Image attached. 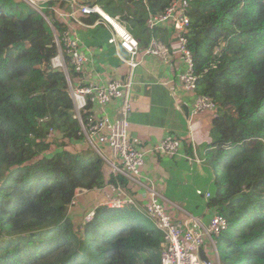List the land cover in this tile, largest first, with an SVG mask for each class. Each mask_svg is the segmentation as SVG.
<instances>
[{
	"label": "trees",
	"instance_id": "1",
	"mask_svg": "<svg viewBox=\"0 0 264 264\" xmlns=\"http://www.w3.org/2000/svg\"><path fill=\"white\" fill-rule=\"evenodd\" d=\"M173 1L90 4L120 16L147 46L149 17ZM187 1L197 93L216 105L206 153L215 191L207 206L229 222L217 238L222 264H264V0ZM24 5L0 0V264H161L164 235L135 207L98 206L91 222L76 227L69 206L79 189L129 182L95 152L69 149L82 140L69 89L80 72L52 68L56 35L68 29L55 9L69 4L49 1L43 14H23ZM162 28L154 36L165 38Z\"/></svg>",
	"mask_w": 264,
	"mask_h": 264
},
{
	"label": "built area",
	"instance_id": "2",
	"mask_svg": "<svg viewBox=\"0 0 264 264\" xmlns=\"http://www.w3.org/2000/svg\"><path fill=\"white\" fill-rule=\"evenodd\" d=\"M64 1L69 4V13H61L58 20L61 19L60 22L68 26V29L62 39L56 35L58 56L52 61V68L60 69L68 74L69 67L72 66L81 72L91 62L90 57L82 51L80 36L70 27L71 24H76L79 28H92L104 24L111 32L109 44L115 46L118 58L127 68L124 79H116L108 83L91 82L86 85H74L69 79L75 117L81 126L79 133L81 142L93 150L111 168L115 176L122 175L129 182L127 186L119 181L109 182L97 189L96 192L103 197L100 206L113 209L135 207L142 211L164 235L160 248L161 264H222L217 238L228 230V220L216 213L214 209H211L214 211L213 214L206 217L187 215L178 220L168 213L163 197L157 190V184L143 172L149 151L142 146V140L130 134L129 114L132 110V90L135 86L136 72L143 64L142 56H154L162 61L170 62L172 56L176 55L178 59L175 62V68L178 70L177 79L180 88L185 93L191 94L193 98L191 118L216 111V105L210 97L197 93L198 76L195 73L194 57L189 48L188 39L191 27L188 15L189 1L175 0L163 13L151 15L147 21V27L152 33L159 27H169V39L175 44L176 51L154 36L142 49L140 41L128 31L120 16H110L100 6L90 4V0H82L80 4L75 0ZM43 10L44 7L37 9V12L43 14ZM91 15H98L99 19L94 23L85 22L84 18ZM47 21L52 25L49 19ZM226 46L227 43H224L218 51ZM171 85H174L172 81ZM173 96L178 100L176 91ZM114 102L120 103L119 108L114 110L118 111L117 116H113L108 108ZM95 109L99 111L96 112ZM54 138L55 133L51 131L49 139ZM183 150L182 140L169 134L160 144L153 146L150 152L160 158L183 157L190 163L205 162L194 149L191 156L183 154ZM132 187H138L140 191L146 193V203L142 208ZM86 193L79 189L70 206L76 207L78 198ZM197 196L208 203L213 194L197 190ZM94 217L95 209L87 213L84 221L91 222ZM206 242L210 243L213 257L206 247Z\"/></svg>",
	"mask_w": 264,
	"mask_h": 264
},
{
	"label": "crops",
	"instance_id": "3",
	"mask_svg": "<svg viewBox=\"0 0 264 264\" xmlns=\"http://www.w3.org/2000/svg\"><path fill=\"white\" fill-rule=\"evenodd\" d=\"M86 18L88 17L84 19ZM70 27L79 34L82 51L91 60L80 72V76L74 80V85H86L91 82L108 83L114 79L126 77L127 68L118 58L115 46L109 44L111 32L104 24L92 28H79L76 24H71ZM164 27L167 29L162 28L167 34L165 38L159 33L155 36L152 33V36L176 51L175 44L169 39V27ZM141 47L144 49L146 45L141 44ZM177 59L174 55L172 61L165 62L154 56H142L143 64L136 72L131 99L132 110L129 114L131 136L142 140V146L149 151L143 172L157 184V190L163 197L165 206L176 220L183 219L187 215L206 217L212 215L214 211L208 208L203 199L197 204V208L190 209L187 206L188 199L178 200L176 196H168L169 184H190L189 180H192V184H214L216 179V174L206 158L209 146L213 142L211 129L214 117L210 114H199L191 118L193 98L191 94L185 93L180 88L177 79L178 70L175 68ZM175 91L178 100L173 96ZM119 105L120 103L114 102L108 107L113 116L118 115V111L114 110H117ZM169 134L182 140L183 154L187 155L186 146L189 145L205 162L203 164L190 163L186 162L183 157L160 158L150 152L153 146L160 144ZM86 148V144L81 141L72 142L70 146L73 152H85ZM197 190L212 193L210 186ZM132 191L142 208L146 203V193L140 191L138 187H132ZM81 197L79 198L80 205L83 204L84 207L88 203L90 210L100 206L103 201V197L96 190L81 195ZM181 203L185 207L178 206Z\"/></svg>",
	"mask_w": 264,
	"mask_h": 264
},
{
	"label": "rangeland",
	"instance_id": "4",
	"mask_svg": "<svg viewBox=\"0 0 264 264\" xmlns=\"http://www.w3.org/2000/svg\"><path fill=\"white\" fill-rule=\"evenodd\" d=\"M22 1L25 4L24 8H23V14H26L30 10L37 11V9L43 8L44 5L47 2L52 1V0H22ZM56 1H64V0H56ZM75 1H76V3L79 2V4L81 2H83L82 0H75ZM55 10H56V14L59 16V18L61 17V13L62 14L69 13V10L66 11L65 9L63 10V8L61 9L59 7L56 8ZM57 10H63V11L62 12H58ZM60 21H61V19H60ZM202 114H204V115L210 114L211 116L214 117L215 112L202 113ZM201 116H203V115H201ZM195 117H197V116H195ZM195 117H193V118H195ZM56 147L57 146H55V145L52 146L51 152H54L56 150ZM69 149H70V147H69ZM84 151H87V153H92L93 152V150L89 149L88 147ZM106 168H107L108 172L111 173V170H110L109 167H107V165H106ZM189 183L190 184H169L170 186H169V190H168V194L167 195L168 196H170V195L176 196L178 198V200L188 199V205L187 206L190 209H193V208H197V204L198 203H201V198L199 196H197V193H196L197 189H199L201 187L204 189V188H208L210 186V189H211L212 193H214V191H215L214 184H192V180H189ZM80 199H82V197ZM78 200H79V198H78ZM80 203L81 202L79 201L78 205H76V207L75 206L73 208H72V206L69 207V210H71V215L73 216V220H74V222L76 224V227H79V225H81L82 223L86 224L84 219H85L88 211L91 209L88 203H86L84 207L82 206L83 204L80 205ZM178 206L185 207V205H183V203L179 204ZM90 211H92V210H90ZM167 212L170 213L168 211V209H167ZM139 221H143V224L146 225V226L149 225L148 221H146V220L140 219V220H138V222ZM206 247L209 250L210 255L213 257L214 255H213V252H211V247H210V243L209 242H206ZM218 247H219L218 250L221 252L222 251V246L219 244Z\"/></svg>",
	"mask_w": 264,
	"mask_h": 264
},
{
	"label": "water",
	"instance_id": "5",
	"mask_svg": "<svg viewBox=\"0 0 264 264\" xmlns=\"http://www.w3.org/2000/svg\"><path fill=\"white\" fill-rule=\"evenodd\" d=\"M42 14V13H41Z\"/></svg>",
	"mask_w": 264,
	"mask_h": 264
}]
</instances>
